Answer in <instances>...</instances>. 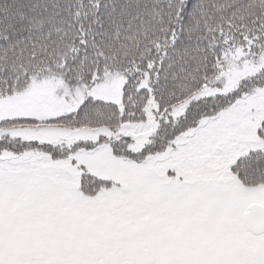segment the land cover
<instances>
[{"label": "snow or ice", "instance_id": "1", "mask_svg": "<svg viewBox=\"0 0 264 264\" xmlns=\"http://www.w3.org/2000/svg\"><path fill=\"white\" fill-rule=\"evenodd\" d=\"M0 264H264V0H0Z\"/></svg>", "mask_w": 264, "mask_h": 264}]
</instances>
